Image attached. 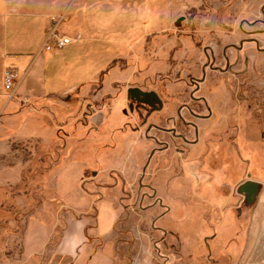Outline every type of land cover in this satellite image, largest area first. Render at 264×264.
<instances>
[{
	"label": "rangeland",
	"instance_id": "rangeland-1",
	"mask_svg": "<svg viewBox=\"0 0 264 264\" xmlns=\"http://www.w3.org/2000/svg\"><path fill=\"white\" fill-rule=\"evenodd\" d=\"M100 1L90 6L84 22L97 32L91 36L95 43L79 52L75 49L68 59L80 79H90L97 71L102 76L67 95L27 103L5 97L6 108L16 114L0 112V264H62L56 262L54 249L77 217L63 204L69 205L65 199L74 191L79 193L78 203L82 198L87 202L85 195L90 194L91 205L99 199L107 208L108 201L115 207V225L104 249L114 264H264V189L256 182L263 181L240 170L241 165L246 167L240 163L246 145L250 150L255 144L264 148V0ZM238 42L243 43L239 52ZM203 47L220 68L225 52L231 64L227 74L216 79L211 75L217 73L203 66L207 64ZM58 50L53 54L68 55ZM202 76L209 78L206 88L212 91L215 85L217 90L213 102L220 113L211 123L232 125L239 162L230 161L224 146L215 153L219 162H205L201 169L206 172L215 165L210 181L193 180L187 174L173 180L175 165L169 160L158 159L152 170H143L150 150L157 147L146 137V125L119 134L118 127L108 122L122 120L127 88L154 91L163 110L173 114L183 104L196 105L188 93L195 85L189 82ZM202 94L209 96L205 88ZM173 117L177 120L176 114ZM156 136L161 139L160 133ZM250 153L254 165L249 170L257 174L264 167L260 165L264 154ZM189 168L185 165L182 171H200ZM210 170L205 174L210 176ZM60 171L68 176L67 198L53 190ZM220 179L238 182L228 188L227 196L218 191L224 196L213 203L209 194ZM245 181L259 185L250 204L236 193ZM139 182L148 186L140 188ZM172 184H177L175 189ZM149 185L156 191L153 199ZM155 198L162 199L166 212ZM29 217L43 220L51 231L47 249L33 260L22 256ZM42 226L31 239L35 247L44 235ZM63 253H58L60 260ZM64 256L71 258L73 252Z\"/></svg>",
	"mask_w": 264,
	"mask_h": 264
},
{
	"label": "crops",
	"instance_id": "crops-1",
	"mask_svg": "<svg viewBox=\"0 0 264 264\" xmlns=\"http://www.w3.org/2000/svg\"><path fill=\"white\" fill-rule=\"evenodd\" d=\"M252 1L259 2L261 0ZM100 2V0H0V112L3 110L6 115V112L9 111L8 108H6L8 102L4 96L6 92L2 86V72L5 68H12L16 72L17 87L15 93L18 96H26L33 101H35L34 98H41L39 100H42L53 96L70 94L91 84L98 76H102L101 73L97 71L93 73L90 79H85V77L80 79L77 75L80 72L74 73L71 69L73 63L68 59L70 58L69 55L71 52L75 49L79 52L81 47L87 43H95V40L91 39V36L94 34L96 35L97 32L93 29L86 28L84 22L90 6ZM59 17H62L59 30L72 38H76L70 45L58 50L68 53V55L66 54L64 57H60L59 52L58 54H53L55 51H41L45 30L49 26L50 20ZM52 83L55 85L53 86ZM49 85L50 88L48 87ZM211 88L207 90L209 96L206 95V99L208 101H214L217 97L215 95L217 92L216 86H214V90L212 91ZM211 94H214V98ZM10 102L11 101H9V103ZM219 113V110H212V116L209 120L195 121L197 128V137L194 139L195 143L187 145L188 143L181 142L179 139H170L169 147L163 152L157 153L158 155L154 154V156L156 155L155 158H152L147 167H150L152 170L154 168V162H158V159L165 162L169 160L175 165V170L173 174H171L173 180H178L181 178L182 174H184V176L187 174V176L193 180L207 178L205 181H208L214 177L215 165H212V169L210 166L207 167V170L205 168L206 172H201V169L202 171L204 170L205 162H207V164L219 162L220 159L215 153L218 150H222L224 146L228 148L230 152L232 157L230 161L239 162V157L232 145V135L234 131L232 125L223 124L217 127L211 123ZM9 115L12 114L6 116ZM108 122L118 127L117 133L119 134L125 133L126 131L129 132L130 130H126L125 128L127 127L120 129V122L124 123V118H122V120L120 118H109ZM97 129L98 127L95 128V130ZM178 130H180V126H176V133ZM184 131H186L188 135L191 133L190 129ZM220 136L224 138H222L223 140L221 139L222 141L218 139ZM160 137L162 138L161 135ZM163 137L165 139L166 135ZM189 138H191V135ZM181 149H183V151H180ZM243 149L246 156L240 163H244L246 167L243 168L241 165V172L244 170V176L262 180L263 183L256 182L261 184L264 189V167L257 174L251 171V166L254 164L252 163L253 159L250 157V151H252V153L261 151L262 154H264V148L261 149L260 146L255 144L252 146L253 150L247 148V145ZM261 164H264V159L260 162V165ZM185 165H190V168L187 170H192L195 167L196 169L200 168V171H195L196 173L188 171L191 174L183 172L182 168L184 169ZM249 168L251 170H249ZM254 168L255 167H253V170ZM208 170H210V176L205 174L209 172ZM217 172H220V169H217ZM230 176L234 178L232 175ZM67 177L66 174H62V171L58 172L53 188L56 194L66 196V194L68 195V192H70L67 190V187H65ZM85 181L86 175H84V178L80 179L79 182L83 185ZM235 182L237 183L238 179ZM236 183L232 184V182H227L223 179H220L217 183L214 181L212 184L214 190L209 194L211 198L213 197L212 202L217 203V199L220 198L218 197L219 195L227 196L228 188ZM176 185L177 184H172V189H175ZM147 186L146 184L145 187ZM149 187L151 188L150 197L153 199L156 191L152 185H149ZM218 191L223 192L224 195L219 194ZM172 193L174 194V192ZM70 194V197L68 196L69 199H65L67 201L69 200V205L62 203L64 207L77 215V217L71 220L69 226L66 227L63 234L59 237L58 242H56L54 249L56 259H54L56 262H61L62 264H69L68 262L70 259H75L76 261L82 260V264H114L112 254L104 249L107 245V237L112 233L115 225L117 217L115 207L108 201L109 207L107 208V205L102 203L104 200L99 199L95 201L96 205L94 202L93 205H91L92 200L90 194L85 195L87 202L82 198L81 203H78L76 196L79 193L74 191L72 193L73 196ZM176 194L178 193L176 192L174 195ZM201 199L205 200L204 197ZM156 200L158 206L163 208L162 199L155 198V201ZM95 206H97V208H95ZM165 210H167L166 207L163 208V213L166 212ZM43 223L45 224L43 220L37 217H29L25 224L22 238V256L25 260H33L41 256L50 243V227L45 224L46 230H44L42 226ZM41 226L44 230V235L37 247H35L34 241H31V239ZM99 244L103 247L97 246ZM69 251L73 252L71 258L64 256V253H68ZM59 252H64V260H60L61 257L58 255Z\"/></svg>",
	"mask_w": 264,
	"mask_h": 264
},
{
	"label": "flooded vegetation",
	"instance_id": "flooded-vegetation-1",
	"mask_svg": "<svg viewBox=\"0 0 264 264\" xmlns=\"http://www.w3.org/2000/svg\"><path fill=\"white\" fill-rule=\"evenodd\" d=\"M242 44V42L237 43V45H239L238 47H236L238 52L241 50ZM207 51L208 49L206 50L205 47L202 48L203 57H205L207 60V64H204L203 66L208 65L210 72L217 73V75L211 74L215 79L217 78L218 74H227L229 68H231V64L227 56L225 55V52H222L224 64L223 68H220L219 66L213 64L212 57ZM208 79L209 78L205 79V76H202V78L200 79L191 77L189 83H193V85H195V89L188 91V93L190 97L194 96L193 100H195L194 104L196 105L194 107H187L185 104H183L182 108L174 110L173 114H171L173 110H163L162 105L159 107L151 98L138 96L137 98L128 99L125 97V106L122 108V111H120L122 117L124 118V127L130 128L131 130L133 129V127H135V129H138L139 126L137 124H140L141 126L146 125V137L157 144V147H154L150 150L143 170L146 169L154 154L163 152L164 150H166V148L169 147L170 139H179L181 140V142L188 143L187 145L195 143L194 139L195 137H197V128L195 121L209 120L212 116V110H217V108L215 107L216 103L213 101H208L206 99V96L203 95L204 93L202 94L204 88L205 90H208V88H210L208 86L206 88ZM175 114L177 120L180 123H177V120L173 117ZM86 118V116L83 118L84 123L86 122ZM176 126H180V130H178L177 133ZM186 129L191 130V133L189 135L188 133H186V131H184ZM151 130H154L156 134L147 135V132ZM157 133H160V135L162 136L160 140L156 136ZM164 135H166L165 139L163 137ZM190 135L191 138H189ZM180 151H183V149H181ZM139 186L140 188L143 186L141 182H139Z\"/></svg>",
	"mask_w": 264,
	"mask_h": 264
},
{
	"label": "built area",
	"instance_id": "built-area-1",
	"mask_svg": "<svg viewBox=\"0 0 264 264\" xmlns=\"http://www.w3.org/2000/svg\"><path fill=\"white\" fill-rule=\"evenodd\" d=\"M62 17L57 19H51L49 26L45 30V37L41 47L42 51L51 52L54 50L61 49L71 42L75 41V38L60 32L59 24ZM2 85L3 89L6 92L5 97L7 99L18 100L21 103L29 102V98L26 96H18L15 91L17 87L16 83V72L12 68H5L2 72ZM241 184V183H240ZM239 184V185H240ZM239 194L238 192H236ZM243 195V194H239Z\"/></svg>",
	"mask_w": 264,
	"mask_h": 264
},
{
	"label": "water",
	"instance_id": "water-1",
	"mask_svg": "<svg viewBox=\"0 0 264 264\" xmlns=\"http://www.w3.org/2000/svg\"><path fill=\"white\" fill-rule=\"evenodd\" d=\"M182 18L177 19L175 26H178ZM138 96L151 98L159 107L161 106V101L154 91H142L137 87H129L126 90V98H137ZM259 185L252 181H245L237 187L236 192L243 194L245 203L250 204L253 201L254 196L257 193Z\"/></svg>",
	"mask_w": 264,
	"mask_h": 264
},
{
	"label": "trees",
	"instance_id": "trees-1",
	"mask_svg": "<svg viewBox=\"0 0 264 264\" xmlns=\"http://www.w3.org/2000/svg\"><path fill=\"white\" fill-rule=\"evenodd\" d=\"M8 114H16V110H9L8 112H6V115H8ZM123 118V117H122ZM122 128H123V123H122Z\"/></svg>",
	"mask_w": 264,
	"mask_h": 264
}]
</instances>
